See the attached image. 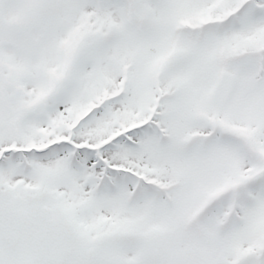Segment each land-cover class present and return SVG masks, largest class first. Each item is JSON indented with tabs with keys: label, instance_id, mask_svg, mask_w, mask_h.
<instances>
[{
	"label": "snow or ice",
	"instance_id": "obj_1",
	"mask_svg": "<svg viewBox=\"0 0 264 264\" xmlns=\"http://www.w3.org/2000/svg\"><path fill=\"white\" fill-rule=\"evenodd\" d=\"M0 264H264V0H0Z\"/></svg>",
	"mask_w": 264,
	"mask_h": 264
}]
</instances>
